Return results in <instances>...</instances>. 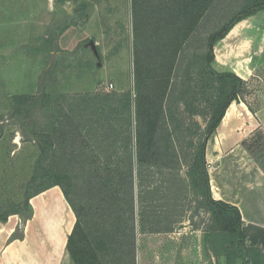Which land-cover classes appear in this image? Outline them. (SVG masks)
<instances>
[{"label":"trees","instance_id":"obj_1","mask_svg":"<svg viewBox=\"0 0 264 264\" xmlns=\"http://www.w3.org/2000/svg\"><path fill=\"white\" fill-rule=\"evenodd\" d=\"M261 10L264 0H132L134 89L13 95L10 117L39 156L24 199L0 206V220L31 219V198L59 186L77 218L67 242L75 264H137V229L171 233L189 213L188 169L210 216L211 250L226 264H252L250 229L264 228L213 197L207 143L248 89L217 67L214 48Z\"/></svg>","mask_w":264,"mask_h":264},{"label":"rangeland","instance_id":"obj_2","mask_svg":"<svg viewBox=\"0 0 264 264\" xmlns=\"http://www.w3.org/2000/svg\"><path fill=\"white\" fill-rule=\"evenodd\" d=\"M48 3L53 9L42 11ZM263 34L264 10H261L243 19L217 42L214 48L217 67L235 71L233 67L245 66L246 60L238 58L247 51L240 42L250 38L256 50ZM133 35L132 0H0V123L4 125L0 137V204L24 199L23 189L39 156L37 145L24 139L23 130L27 128L10 117L12 96L43 91L58 96L134 89ZM260 53L263 52L258 50L257 57ZM263 56L254 59V63H264ZM261 72L248 80L241 76L248 82V89L240 101L230 106L232 112L243 116L247 105L255 114L264 103ZM44 113L45 110H39V117L43 118ZM199 120L204 126L203 118ZM243 142L251 158L264 168V130L257 128ZM184 175L191 183L189 213L171 233L143 234L137 229V264H226V258L215 255L209 246L205 227L210 216L198 208L199 190L193 172L184 169ZM51 183L49 178L30 192ZM53 197L52 193L51 204L40 210V227L43 217L45 223L62 228L67 221L62 202L58 204L59 198ZM46 229L53 228L49 225ZM247 244L251 250L250 263L264 264V231L250 229Z\"/></svg>","mask_w":264,"mask_h":264},{"label":"crops","instance_id":"obj_3","mask_svg":"<svg viewBox=\"0 0 264 264\" xmlns=\"http://www.w3.org/2000/svg\"><path fill=\"white\" fill-rule=\"evenodd\" d=\"M52 9V5L48 3L42 11ZM65 10L70 13L69 8ZM240 43L247 51L238 58L246 60V63L245 66L233 67L234 70L246 80L262 70L264 75V63H254V59H260L264 54V34L260 43L257 42L256 50L254 41L250 38ZM249 47L251 50H248ZM258 50L263 52L260 57L256 55ZM245 107V113L240 112L243 116L229 108L222 126L208 140L210 184L215 199L238 206L246 224L264 228V168L251 158L243 142L257 128L264 130V103L257 108L255 114L247 105ZM52 193L55 196L53 198H59L56 201L58 204L62 202L60 206L66 210L68 218L63 228L51 222L45 223L44 217L41 225L45 228L40 227V210L45 204H51ZM6 203L2 202L0 206ZM30 203L33 207L31 219L23 221L19 214H13L6 221L0 220V264H75L67 249V242L77 218L62 189L53 186L32 197ZM49 225L53 229H46Z\"/></svg>","mask_w":264,"mask_h":264},{"label":"built area","instance_id":"obj_4","mask_svg":"<svg viewBox=\"0 0 264 264\" xmlns=\"http://www.w3.org/2000/svg\"><path fill=\"white\" fill-rule=\"evenodd\" d=\"M111 86H113V85H111Z\"/></svg>","mask_w":264,"mask_h":264}]
</instances>
